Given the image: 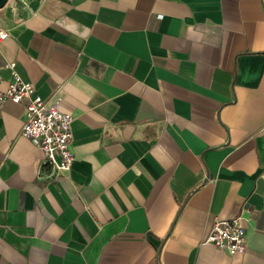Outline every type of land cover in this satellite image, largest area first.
<instances>
[{
    "label": "crops",
    "instance_id": "0c3cea01",
    "mask_svg": "<svg viewBox=\"0 0 264 264\" xmlns=\"http://www.w3.org/2000/svg\"><path fill=\"white\" fill-rule=\"evenodd\" d=\"M8 63L72 115L39 172L0 103V264H264V0H8ZM241 217L246 251L201 244Z\"/></svg>",
    "mask_w": 264,
    "mask_h": 264
},
{
    "label": "built area",
    "instance_id": "2783aa9c",
    "mask_svg": "<svg viewBox=\"0 0 264 264\" xmlns=\"http://www.w3.org/2000/svg\"><path fill=\"white\" fill-rule=\"evenodd\" d=\"M8 0H0V8ZM7 31L0 29V42L6 39ZM15 63H8L10 78L2 88L0 78V103L9 100L24 105V122L21 135L37 147L43 154L39 172L47 169V177L54 179L70 170L74 161L72 151L71 123L69 113L58 110V102L47 106L46 102L35 93L31 82H26L14 70ZM201 244H210L230 255L246 251L247 232L241 217L220 219L212 223Z\"/></svg>",
    "mask_w": 264,
    "mask_h": 264
}]
</instances>
